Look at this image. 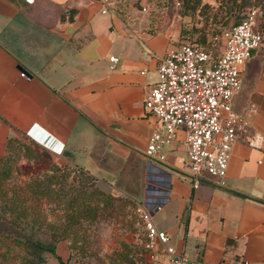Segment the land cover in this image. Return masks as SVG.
Listing matches in <instances>:
<instances>
[{"label": "crops", "instance_id": "obj_1", "mask_svg": "<svg viewBox=\"0 0 264 264\" xmlns=\"http://www.w3.org/2000/svg\"><path fill=\"white\" fill-rule=\"evenodd\" d=\"M180 8L178 0H0V153L8 138L29 137L107 182L136 177L135 191L128 185L118 190L146 207V191L152 193L154 223L190 264H264V53L259 48L241 67L232 108L248 124L233 144L223 180L204 176L192 187L182 129L162 149L163 160L145 155L150 134L162 129L144 107L158 62L193 40L187 33L199 23ZM111 55L119 58L113 69ZM17 66L31 76H21ZM167 207L164 219L156 221ZM142 238L135 242L142 249L129 264H153Z\"/></svg>", "mask_w": 264, "mask_h": 264}, {"label": "built area", "instance_id": "obj_2", "mask_svg": "<svg viewBox=\"0 0 264 264\" xmlns=\"http://www.w3.org/2000/svg\"><path fill=\"white\" fill-rule=\"evenodd\" d=\"M256 17L257 10L251 9L240 22L224 29L217 56L191 39L169 50L160 58L157 80L144 97V107L162 125L150 134L146 157L163 160L162 149L182 129L193 188L204 176L223 180L233 144L248 124L243 113L234 111L232 100L241 89V67L262 44ZM118 60L109 56L111 69ZM135 213L143 228V247L153 264H190L184 252L177 253L169 244L168 232L156 226L152 209L138 202Z\"/></svg>", "mask_w": 264, "mask_h": 264}, {"label": "rangeland", "instance_id": "obj_3", "mask_svg": "<svg viewBox=\"0 0 264 264\" xmlns=\"http://www.w3.org/2000/svg\"><path fill=\"white\" fill-rule=\"evenodd\" d=\"M223 1L224 0L206 1L210 5L201 8L200 11H196L192 17L194 24L196 20H198L199 23H197L198 25L196 26L193 25L191 38L208 49L213 56L219 53L221 38L220 35L216 37L213 36L211 31L213 25L207 23L210 22L212 16L217 17V19L223 16L225 12ZM241 1L243 2V0ZM249 1L250 2L243 7V11H241V15L238 18L244 17L249 10L255 9L260 14L259 20L256 19V28H258V26L264 28V21H262V18H264V0ZM204 23H206L205 25L207 26L204 27ZM259 49L264 53V43ZM256 52L259 51H253V53ZM25 140L26 141L17 139L13 143V152L16 153L15 157L17 158V154L21 152L19 153L20 157L15 160L12 176L5 183L4 189H2L0 193L5 190L8 196H13L21 200V202L24 200L23 208L26 212L31 213L29 214L31 217L37 216L40 225L38 224L35 228L31 229L29 225L25 224L22 220H18V223H14L13 216L2 210V201L0 199V232L8 233L12 237L21 240H24V237H26L25 234H32L34 238H38L43 242H50L52 231L60 233L62 228L68 226V229L73 231L76 235V243L70 250L69 247L72 245V235H70L67 239L59 243V250L57 253L61 254L63 259L67 257V253H70L69 264H114L112 263L113 260L117 262H119L118 260H124L116 255L120 252H127L123 249V243H125L129 249L127 252L128 260L121 261L120 264H129L131 256H134L135 251L142 249L141 245L135 242L143 237V231L141 229L139 217L135 213L136 205L125 201L126 198L131 200L132 198L118 189H122L124 186L126 187L128 185L127 189H133L135 191L138 183L137 178L134 176L135 179L128 182L123 180L124 177H119V180L113 184L104 179L95 177V181H92V183L87 186H83L79 178L81 173L87 174V172L79 171V168L72 164L65 163V161L60 158H56L48 150L44 151L41 147L31 143L32 141L29 137H25ZM23 144L28 146L27 150L24 149ZM24 152L25 155H22ZM154 161L159 162L157 159H154ZM65 164H67V166H64ZM48 177L53 180H58L55 185L52 184L55 190L45 195H40L38 190L36 191L34 188V181L46 180ZM78 186L83 188L85 196L97 187L104 193L118 195L119 199L113 200L111 203L109 202V205L101 210V215L93 221L81 220L80 222L76 221L70 223L68 215L72 210L67 208L66 198L76 193ZM58 188H63V191H59V194L61 193L60 196H58V191H56ZM65 192L67 194H65ZM137 195H141V193L139 194L138 192ZM146 196L147 200H149L148 207L153 209L155 199L152 193L147 190ZM17 208L20 209L21 205L17 206ZM168 210L169 207L162 211H158L155 220L160 221V219H164V215ZM53 227H55L54 230H52ZM0 244L2 249H4L5 244ZM24 253V249L13 245L11 252L13 257L10 259H1L0 257V264H21L22 261L20 257ZM43 255L45 261L42 264H58L57 260L52 255L48 253H44Z\"/></svg>", "mask_w": 264, "mask_h": 264}, {"label": "trees", "instance_id": "obj_4", "mask_svg": "<svg viewBox=\"0 0 264 264\" xmlns=\"http://www.w3.org/2000/svg\"><path fill=\"white\" fill-rule=\"evenodd\" d=\"M180 2L181 6V12L183 15H190L194 16L196 11H200L201 8H205L209 6L210 4L204 0H178ZM250 2L249 0H224L223 1V7L225 9V12L222 17L218 18L215 16H212L209 25H213L211 28L212 34L214 37L221 35L222 31L228 27L233 26L234 24H237L240 22L243 18L246 17V15L242 18H238L241 14V11H243V7L245 4ZM250 11V10H249ZM248 11V12H249ZM247 12V13H248ZM259 12L257 11V17L256 19L259 20ZM232 20V22H231ZM262 21H264V18H262ZM204 23V27L207 26ZM263 24V23H262ZM263 28V27H262ZM260 26H258V30L262 34V44L264 43V28L262 29ZM193 29V28H192ZM189 32V31H188ZM191 34L187 33L188 38H191ZM200 40V38H199ZM21 140L17 137H10L6 140V143L4 144V149L2 153H0V191L4 189L5 183L11 178L12 171H13V164L15 160L20 157L19 152L17 154L13 152L14 146L13 143L15 140ZM23 141V140H22ZM23 147L25 150H27L28 146L23 144ZM24 150V151H25ZM20 151V150H19ZM25 155V152L22 154ZM31 156V155H28ZM64 166H67L65 164ZM57 168V167H56ZM79 171L86 172L82 169H79ZM81 173V172H80ZM87 172L81 173L80 181L81 185L87 186L92 181H95L94 176H90ZM58 180H53L52 178L48 177L46 180H36L34 181L35 186L34 188L36 191L38 190V193L40 195H45L48 192L54 191L55 188L52 187V184H56ZM79 181V180H78ZM74 183V182H72ZM76 188V187H75ZM78 190L76 193L71 195L67 199V208L69 210H72V212L68 215L69 221L71 222H80L81 220H95L98 216L101 215V210L109 205V202L111 203L113 200H118V195H112L104 193L103 191L99 190L97 187H95L87 196H85L84 190L81 187H77ZM56 191H63V188H58ZM65 194H67L65 192ZM85 196H83V195ZM0 199H1V207L4 212H8L10 215L13 216V222L18 223V220H22L25 222V224L29 225L31 229L35 228L38 224L40 225V222H38V217L34 216L31 217L23 208V202L24 200H18L17 198L13 196H8L6 191H2L0 193ZM126 202L133 203L137 205V202H135L134 199L126 198ZM21 208L18 209L17 206H20ZM55 227H53L52 230H54ZM70 235L72 245H70V250L72 249L73 245L76 243V235L73 231H70L68 229V226L61 229L60 233H56L54 231L51 232V241L50 242H43L42 240L38 238H34L32 234H25L26 237H24V240H21L19 238L12 237L8 233L0 232V243L5 244L4 249H2V246L0 244V257L1 259H10L12 256V246L16 245L22 249H24V254L20 257V260L22 261L21 264H42L45 261L44 253H48L55 257L58 264H69V257L70 253H68L67 257L63 259L58 253H57V246L62 241L67 239ZM123 249H125L127 252L129 251L127 245L125 243L122 244ZM127 252H120L116 255L119 256L121 259L125 258L127 255ZM113 260V259H112ZM112 263L117 264L115 260L112 261Z\"/></svg>", "mask_w": 264, "mask_h": 264}, {"label": "water", "instance_id": "obj_5", "mask_svg": "<svg viewBox=\"0 0 264 264\" xmlns=\"http://www.w3.org/2000/svg\"><path fill=\"white\" fill-rule=\"evenodd\" d=\"M17 68L20 70V71H22L24 74H27V75H29V76H31V74L24 68V67H22V66H17Z\"/></svg>", "mask_w": 264, "mask_h": 264}]
</instances>
